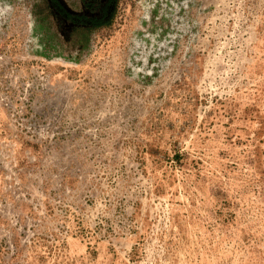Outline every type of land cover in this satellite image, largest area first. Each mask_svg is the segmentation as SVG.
I'll return each instance as SVG.
<instances>
[{
  "label": "rangeland",
  "instance_id": "rangeland-1",
  "mask_svg": "<svg viewBox=\"0 0 264 264\" xmlns=\"http://www.w3.org/2000/svg\"><path fill=\"white\" fill-rule=\"evenodd\" d=\"M41 3L0 0V264H264V0H118L85 43Z\"/></svg>",
  "mask_w": 264,
  "mask_h": 264
},
{
  "label": "trees",
  "instance_id": "trees-1",
  "mask_svg": "<svg viewBox=\"0 0 264 264\" xmlns=\"http://www.w3.org/2000/svg\"><path fill=\"white\" fill-rule=\"evenodd\" d=\"M87 12H72L60 0H42L39 13L52 10L57 17L69 24L68 36L85 43L89 35L98 30L109 28L116 13L118 0H82ZM45 8V9H43Z\"/></svg>",
  "mask_w": 264,
  "mask_h": 264
}]
</instances>
